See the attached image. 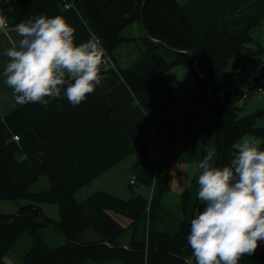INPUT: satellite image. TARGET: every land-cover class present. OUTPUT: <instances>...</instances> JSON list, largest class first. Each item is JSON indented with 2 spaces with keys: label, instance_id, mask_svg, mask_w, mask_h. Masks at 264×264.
<instances>
[{
  "label": "crops",
  "instance_id": "1",
  "mask_svg": "<svg viewBox=\"0 0 264 264\" xmlns=\"http://www.w3.org/2000/svg\"><path fill=\"white\" fill-rule=\"evenodd\" d=\"M25 1L29 11L21 17V21L39 15H60L74 27L75 43L87 41L95 35L92 23L83 17L84 7L80 1L72 0L69 7H64L62 0ZM102 1L103 13L110 25L120 28L124 38L133 39L121 42L114 50L113 58L107 55L111 63L102 65L108 69L104 73L106 78L102 81L103 86H97L79 105L73 106L63 96V90L61 98L49 99L47 106L39 102L16 104L11 88L3 83V77L0 76L2 130L12 140L14 135L18 136L14 140L17 151L13 162L15 180L20 184L31 182L30 188L33 191L49 187V182L42 173L41 153L43 141L48 139L55 141L58 147L56 172L77 201L97 190L122 198L139 195L149 201L157 163V159L152 158L149 152L154 151L157 146L153 127L145 111L138 105L136 97L117 70L118 65L130 67L133 72L151 81L173 132L170 192L165 197V204L179 211L177 203L179 204L180 194L187 190L184 214L190 219L197 203L198 191L193 166L209 152L213 153L211 164L215 166L217 159L215 127L210 106L196 88L194 77L188 68L182 65L167 66L175 58L174 51L159 47L141 56V22L132 18L137 11L136 0ZM176 1L200 35L215 28L224 30L250 20H262L263 24L251 28L249 33L253 42L264 47V0ZM2 5L0 3V7ZM18 38L14 26L10 24L6 32H0V72L9 59L5 50L11 46L12 39ZM255 57V60L248 63V69L255 70L259 80L264 83V48ZM241 84L246 88L242 101V109L246 112L243 113L263 110V114L254 120L255 126L263 127L264 93H256L253 88L255 83L249 78H245ZM259 118H262L260 124ZM246 137L252 136L246 134L241 138ZM256 139L261 141L259 147L264 149V136ZM132 176L134 183L131 184L129 180ZM11 204L14 205L2 203L0 212H15L17 204ZM8 206L10 208L5 209ZM49 206L54 207L51 217L57 219V206ZM129 223L130 218L111 210L98 214L91 226L81 234V241H97L114 236L120 227L126 228ZM50 228L56 234L57 241H62L61 233ZM121 240L126 242V233L121 235ZM9 253L13 254L11 261ZM263 254L264 243H261L252 254L242 255L238 264H258L246 256L256 258ZM5 260L8 261L6 264L21 263L20 257L11 251L6 252ZM82 264L126 263H95L88 259Z\"/></svg>",
  "mask_w": 264,
  "mask_h": 264
},
{
  "label": "trees",
  "instance_id": "2",
  "mask_svg": "<svg viewBox=\"0 0 264 264\" xmlns=\"http://www.w3.org/2000/svg\"><path fill=\"white\" fill-rule=\"evenodd\" d=\"M73 1L82 3L83 17L92 23L94 34L103 43L108 56L113 58V52L121 42L133 39L124 38L120 28L110 25L103 13L102 0ZM142 1L136 0L137 11L132 17L140 21L142 11V23L147 30L148 36L143 33L140 37L143 42L141 56L166 46L191 51V54L175 52L174 60L167 66L182 65L191 71L196 88L208 102L212 113L217 148L215 166L228 164L231 158L229 150L234 142L246 134L255 138L264 136V126L254 125V120L263 114V110L243 113L242 104L237 103L246 93L241 84L248 78L245 69L264 48L262 44L253 42L249 33L251 28L260 24V20H250L224 30L215 28L200 35L176 0H145L143 7ZM0 11L9 17V24L14 26L29 11V7L25 0H8ZM241 66H245L240 74L243 76L237 75L233 79L234 69ZM117 68L154 130L159 157L150 200L139 195L122 198L97 190L77 201L56 172L58 147L55 141L48 139H44L41 153L42 173L49 187L33 191L31 182L18 183L13 170L16 144L3 133L0 118V200L17 204L15 212H0V264H6L5 254L10 250L20 257V264H82L88 259L95 263L189 264L192 250L186 236L191 218L187 219L184 214L187 190L180 194L179 211L176 213H171L165 204V197L170 192L174 141L164 107L149 79L139 76L130 67L118 65ZM107 70L102 67L103 75ZM251 80L255 87L258 80ZM48 204L57 206V219L43 212V206ZM197 207L203 210L204 205ZM109 210L130 218L128 227H120L118 233L111 237L81 241V234L91 226L93 219ZM45 227L55 228L63 240L54 244L48 242L42 236ZM124 233L127 234L126 242L121 240ZM22 237L30 240L29 246L23 250L15 249L16 242ZM254 260L264 261V254L254 257Z\"/></svg>",
  "mask_w": 264,
  "mask_h": 264
},
{
  "label": "clouds",
  "instance_id": "3",
  "mask_svg": "<svg viewBox=\"0 0 264 264\" xmlns=\"http://www.w3.org/2000/svg\"><path fill=\"white\" fill-rule=\"evenodd\" d=\"M8 0H0L7 3ZM9 17L0 11V32ZM18 39L5 50L9 58L0 76L16 104L63 96L79 105L97 86H103L106 51L93 35L74 42V27L62 16L39 15L14 25ZM47 97V99H46ZM255 137L241 138L229 150V163L217 167L209 152L193 167L197 201L186 236L190 264H238L264 243V149Z\"/></svg>",
  "mask_w": 264,
  "mask_h": 264
},
{
  "label": "rangeland",
  "instance_id": "4",
  "mask_svg": "<svg viewBox=\"0 0 264 264\" xmlns=\"http://www.w3.org/2000/svg\"><path fill=\"white\" fill-rule=\"evenodd\" d=\"M263 24V21L262 20H260V24L258 25V26H256V27H259V26H261ZM240 76H243V75H240ZM240 76H238V77H240ZM253 82V81H252ZM242 101H243V99H242ZM242 112H246L245 110H244V108L242 109ZM261 121H262V118H259V120H258V124H260L261 123ZM264 125V124H263ZM177 199H178V197H177ZM2 203H8L9 205H14V204H11V203H15V202H11V201H9V202H5V201H1L0 200V205H2ZM179 205H180V197H179V204L177 203V208L179 207ZM54 206H56V205H54ZM10 208V206H8V207H6L5 209H9ZM166 208L172 213V212H174V213H176L177 212V210H175V208H171V207H169L167 204H166ZM52 209H54V207H51L50 208V206L48 205H46V206H44V211H45V213H46V215H48V216H51L52 214H53V212H52ZM6 212V211H5ZM53 216V215H52ZM46 229H44V230H42V236L48 241V242H50V243H52V244H54V243H56L57 242V236H56V234H54V232L51 230V228L50 227H45ZM54 242V243H53ZM29 244H30V240L28 239V238H25V237H22L19 241H17L16 242V245H15V249H18V250H23L24 248H26V247H28L29 246ZM258 245L259 246H261V243H258ZM11 252H13L12 250H10ZM11 255H13V254H10L9 253V260L11 261L12 260V257H11ZM250 261H252L253 263H258V264H264V261H256L255 262V260H254V258H252V257H248V256H246ZM6 261V260H5ZM8 262V261H7ZM6 262V263H7Z\"/></svg>",
  "mask_w": 264,
  "mask_h": 264
},
{
  "label": "built area",
  "instance_id": "5",
  "mask_svg": "<svg viewBox=\"0 0 264 264\" xmlns=\"http://www.w3.org/2000/svg\"><path fill=\"white\" fill-rule=\"evenodd\" d=\"M63 1V6L64 7H69L70 5H71V3H72V0H62ZM4 4V3H3ZM1 8V7H0ZM110 64L111 62H110V60H109V58H108V56H107V60H106V62L103 64V65H105V64ZM112 65V64H111ZM245 69V66H241V67H237L236 69H234V76H235V78H236V76L237 75H240L242 72H243V70ZM246 71L244 72L245 73V75L248 77V78H251V79H257L258 80V82H257V84H256V86L254 87V90H255V92L256 93H258V94H261V93H264V83H262L260 80H259V76H258V74L256 73V71L255 70H252V69H245ZM245 96V95H244ZM243 96V97H244ZM243 99V98H242ZM242 99L241 100H239L237 103H238V105H241L242 104ZM18 139V136L17 135H14L13 136V140H17ZM149 155L152 157V158H155V159H158V157H159V155H158V151H157V148L154 150V151H150L149 152ZM129 182L132 184V183H134V176H132L131 177V179L129 180Z\"/></svg>",
  "mask_w": 264,
  "mask_h": 264
},
{
  "label": "water",
  "instance_id": "6",
  "mask_svg": "<svg viewBox=\"0 0 264 264\" xmlns=\"http://www.w3.org/2000/svg\"><path fill=\"white\" fill-rule=\"evenodd\" d=\"M144 3H145V0L142 1V7L144 6ZM140 22H141V28H142L143 33H144L145 35H147V30H146L144 24L142 23V11H141V13H140ZM147 36H148V35H147ZM150 39H152V40H154V41H158V40H155V39H153V38H150ZM158 42H159V41H158ZM166 47H167L168 49L174 51V52H186V53H188V54H191V51H190V50H177V49L171 48L170 46H166ZM194 66H195V69L197 70V60H195V62H194ZM233 79H235V76H233ZM198 205H199V203H198V201H197L195 208H197ZM190 261H193V257H192V255H191V257H190L189 260H188L189 264H190Z\"/></svg>",
  "mask_w": 264,
  "mask_h": 264
}]
</instances>
